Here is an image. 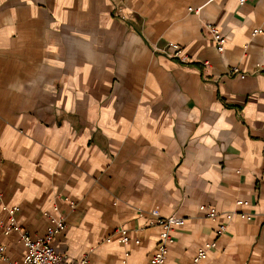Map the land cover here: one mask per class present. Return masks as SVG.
<instances>
[{
    "label": "crops",
    "instance_id": "0c3cea01",
    "mask_svg": "<svg viewBox=\"0 0 264 264\" xmlns=\"http://www.w3.org/2000/svg\"><path fill=\"white\" fill-rule=\"evenodd\" d=\"M239 1L0 0V192L33 239L58 206L67 264H148L155 210L185 220L166 264H264V0Z\"/></svg>",
    "mask_w": 264,
    "mask_h": 264
},
{
    "label": "built area",
    "instance_id": "2783aa9c",
    "mask_svg": "<svg viewBox=\"0 0 264 264\" xmlns=\"http://www.w3.org/2000/svg\"><path fill=\"white\" fill-rule=\"evenodd\" d=\"M240 4H243L245 0H240ZM199 14V10L195 11ZM204 28L211 34L214 42L216 43V48L220 53L225 51V44L227 42V37L225 33L213 24L206 23ZM262 30L254 31L253 35L257 36L262 34ZM176 53L173 58H181L179 56V46L171 44V46ZM183 62L185 60L181 58ZM209 63H205L208 66ZM240 75L243 78L245 75L240 73L239 68L233 67L229 70V76ZM72 209L75 208L73 203H70ZM239 206L245 208L248 203L237 202ZM0 211L4 213V217L0 218V236H10L12 234H18L19 242L24 246V254L19 259L11 260L7 256L6 247L0 241V264H67V258L62 254L55 246L54 242L57 237L61 236L67 231V224L65 218L59 214L58 206L54 207V213H47L50 225L47 228L45 236L33 239L30 234L23 229L18 214L21 212L19 207H9L4 202L3 194L0 192ZM200 211L203 216L209 220H216L221 217L217 210L209 206H201ZM151 215L155 218L151 222V226H157L160 229L159 242L157 245L156 252L149 259L148 264H166L169 245L175 242L172 232L176 229L183 228L185 225V220L174 214L170 217H161L159 212L152 211ZM241 219L252 221L253 215L247 212L238 213ZM228 221H231L234 216L227 215ZM264 226V224H263ZM227 225L222 223L219 228V234H224L226 232ZM121 241L124 244L130 242V237L126 230L120 232ZM136 244H140V241H136ZM217 244L205 242L203 246L197 251L192 259V264H200L202 261L206 260L208 256L216 249ZM77 264H89L87 259L79 261Z\"/></svg>",
    "mask_w": 264,
    "mask_h": 264
}]
</instances>
